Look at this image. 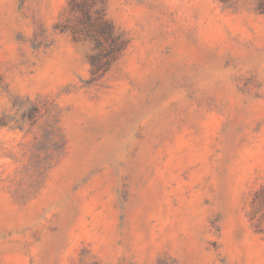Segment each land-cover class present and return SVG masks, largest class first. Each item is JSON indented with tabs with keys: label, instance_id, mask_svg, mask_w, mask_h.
Returning a JSON list of instances; mask_svg holds the SVG:
<instances>
[{
	"label": "rangeland",
	"instance_id": "374dc122",
	"mask_svg": "<svg viewBox=\"0 0 264 264\" xmlns=\"http://www.w3.org/2000/svg\"><path fill=\"white\" fill-rule=\"evenodd\" d=\"M0 264H264V0H0Z\"/></svg>",
	"mask_w": 264,
	"mask_h": 264
}]
</instances>
